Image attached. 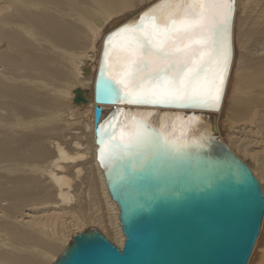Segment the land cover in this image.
<instances>
[{"label": "bare ground", "instance_id": "6f19581e", "mask_svg": "<svg viewBox=\"0 0 264 264\" xmlns=\"http://www.w3.org/2000/svg\"><path fill=\"white\" fill-rule=\"evenodd\" d=\"M127 1L0 0V264H52L90 225L109 230L121 248L119 208L104 171L141 152L152 138L147 128L175 149L206 147L216 134L249 165L264 196V0L232 2L227 71L215 107L130 104L124 96L115 107L97 104L105 37L165 7L150 0L109 14ZM126 58L110 48L105 73L113 76V61ZM95 106L102 109L97 133ZM134 120L147 133L138 146L107 143L102 125L131 132ZM247 264H264V212Z\"/></svg>", "mask_w": 264, "mask_h": 264}, {"label": "water", "instance_id": "95a60500", "mask_svg": "<svg viewBox=\"0 0 264 264\" xmlns=\"http://www.w3.org/2000/svg\"><path fill=\"white\" fill-rule=\"evenodd\" d=\"M105 47L94 100L115 107L124 95L116 85L113 92L104 87L110 78ZM101 110L94 108L95 133ZM147 130L152 138L141 152L104 171L119 208L122 247L89 228L73 236L52 264H247L264 212L261 184L249 165L216 134L206 147L175 149Z\"/></svg>", "mask_w": 264, "mask_h": 264}, {"label": "snow or ice", "instance_id": "6c2138e0", "mask_svg": "<svg viewBox=\"0 0 264 264\" xmlns=\"http://www.w3.org/2000/svg\"><path fill=\"white\" fill-rule=\"evenodd\" d=\"M232 2L164 0L165 7L159 15L144 13L135 23L110 33L105 39L104 70L110 66V48L124 51L127 58L113 61L111 66L117 71L105 80V89L113 92L116 85L130 104L186 103L215 107L227 71ZM160 17H167L166 22L159 23ZM145 25H151V29ZM114 37L121 39L112 43ZM143 123L134 120L131 132L123 128L117 131L115 124L101 127L107 143L115 141L123 148H132L147 135ZM104 154L102 147V158Z\"/></svg>", "mask_w": 264, "mask_h": 264}, {"label": "rangeland", "instance_id": "374dc122", "mask_svg": "<svg viewBox=\"0 0 264 264\" xmlns=\"http://www.w3.org/2000/svg\"><path fill=\"white\" fill-rule=\"evenodd\" d=\"M150 0H128L127 1V3H124V4H121V5H119L118 6V8L116 9V10H108V12H109V14H111V13H115V11L116 12H124V11H127L129 8L131 9L132 7H136V9L137 8H139L140 6H142V5H144V4H146L147 2H149ZM136 4V5H135ZM138 5V6H137ZM130 6V7H129ZM135 9V8H134ZM90 225V224H89ZM93 225H90V226H87V228L86 229H89V228H94V229H96V230H98V231H100L101 233H103L102 231H101V228H97L96 226V228L93 226ZM107 238H109V240H113L114 239V237H113V235H112V233L108 230V231H106V232H104L103 233ZM110 236V237H109ZM69 243V242H68Z\"/></svg>", "mask_w": 264, "mask_h": 264}]
</instances>
